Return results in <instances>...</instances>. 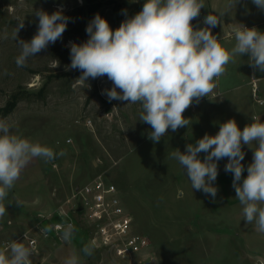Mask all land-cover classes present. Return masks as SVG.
I'll return each instance as SVG.
<instances>
[{
	"label": "rangeland",
	"instance_id": "1",
	"mask_svg": "<svg viewBox=\"0 0 264 264\" xmlns=\"http://www.w3.org/2000/svg\"><path fill=\"white\" fill-rule=\"evenodd\" d=\"M145 2L0 0V119L23 138L56 153L65 152L48 163L34 158L23 169L3 201L7 212L0 218V250L29 231L39 241L32 264H64L73 254L80 264H127L111 250L92 246L88 224L70 209L74 188L102 175L119 188L134 231L150 238L155 264H264V233L244 221L232 186L233 174L224 170L227 158L217 162L213 183L218 191L213 200L192 189L184 169L171 157L205 134L215 135L229 119L241 130L252 122H264V73L250 66L248 55L234 57L209 97L185 110L188 126L175 132L169 129L157 143L148 138L151 126L139 120V103L109 102L102 94L113 86L107 76L81 81V71L69 68V43L87 41L86 27L97 14L114 31L141 11ZM204 3L191 22L194 29L207 27V15L226 11L211 32L228 50L235 45L233 29L245 26L264 32V10L252 0H239L231 9L225 8L228 0ZM61 8L69 17L62 39L30 57L26 66L17 67L18 41H30L38 30L34 11L51 14ZM18 20H24L25 27L14 39ZM242 150V176L246 177L253 149L242 145ZM205 155L202 152L198 157L203 160ZM61 206L77 222L71 243L51 230L45 237L34 228L44 215L54 222L63 219L57 212ZM17 242L26 245L21 239ZM86 244L93 247L91 256L82 251Z\"/></svg>",
	"mask_w": 264,
	"mask_h": 264
},
{
	"label": "clouds",
	"instance_id": "2",
	"mask_svg": "<svg viewBox=\"0 0 264 264\" xmlns=\"http://www.w3.org/2000/svg\"><path fill=\"white\" fill-rule=\"evenodd\" d=\"M238 2L228 0L225 8L231 9ZM252 2L264 10V0ZM205 6L204 0H146L141 11L125 19L114 31L97 14L86 27L87 41L69 43V68L81 71V81L107 76L113 86L102 94L109 102L139 103V120L151 126L148 138L157 143L169 129L175 132L188 126L185 110L202 97H209L226 65L237 55L247 54L250 66L264 73V32L255 27L235 28V45L228 50L211 32L226 11L207 15V27L194 29L191 22ZM34 15L38 17V30L30 41H18L21 52L16 58L17 67L26 66L30 57L62 39L69 22L62 8L51 14L35 10ZM18 21L14 39L25 27L24 20ZM242 145L253 149L246 177L242 176ZM202 152L206 154L203 160L198 157ZM63 155L64 151L56 153L48 146L23 138L6 120L0 119V218L7 212L3 201L29 162L41 158L48 163ZM171 157L184 169L192 189L213 200L218 191L213 183L218 176L217 162L227 158L224 170L233 174L232 186L242 205L244 221L254 223L256 231L264 233V122H252L241 130L234 119H229L220 124L215 135L205 134L195 144H187L184 152L174 151ZM16 203L20 206L19 201ZM40 230L46 236L50 228ZM75 231L72 223H66L61 239L71 243ZM82 251L91 256L93 247L86 244ZM32 255L30 247L13 241L0 250V264H32ZM64 264H80L79 257L73 254Z\"/></svg>",
	"mask_w": 264,
	"mask_h": 264
},
{
	"label": "built area",
	"instance_id": "3",
	"mask_svg": "<svg viewBox=\"0 0 264 264\" xmlns=\"http://www.w3.org/2000/svg\"><path fill=\"white\" fill-rule=\"evenodd\" d=\"M72 200L74 202L70 209L73 213L81 214L88 224L92 233V246L111 250L115 257L127 264H155L150 253L151 240L146 234L134 231L133 217L114 182L102 175L94 176L74 188ZM57 212L63 219L54 222L48 220L49 216L44 215L34 228L37 231L48 227L62 240L61 232L66 223L76 226L77 222L69 210L65 211L62 206L58 207ZM50 233L49 231L45 236L42 232L45 237ZM19 239L33 250L34 257L38 251V238L27 231L20 234L15 241Z\"/></svg>",
	"mask_w": 264,
	"mask_h": 264
},
{
	"label": "trees",
	"instance_id": "4",
	"mask_svg": "<svg viewBox=\"0 0 264 264\" xmlns=\"http://www.w3.org/2000/svg\"><path fill=\"white\" fill-rule=\"evenodd\" d=\"M90 1V0H89ZM202 11V9L200 10V12Z\"/></svg>",
	"mask_w": 264,
	"mask_h": 264
}]
</instances>
